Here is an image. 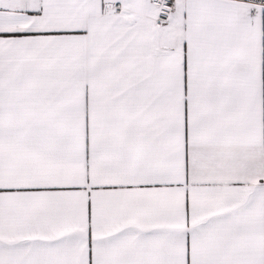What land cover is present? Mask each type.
<instances>
[{"label":"snow or ice","instance_id":"obj_1","mask_svg":"<svg viewBox=\"0 0 264 264\" xmlns=\"http://www.w3.org/2000/svg\"><path fill=\"white\" fill-rule=\"evenodd\" d=\"M0 264H264V0H0Z\"/></svg>","mask_w":264,"mask_h":264}]
</instances>
